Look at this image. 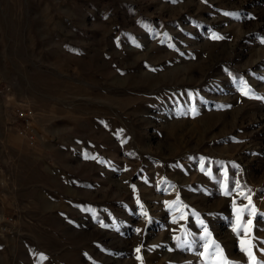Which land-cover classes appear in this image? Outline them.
Returning a JSON list of instances; mask_svg holds the SVG:
<instances>
[{
  "label": "rangeland",
  "instance_id": "374dc122",
  "mask_svg": "<svg viewBox=\"0 0 264 264\" xmlns=\"http://www.w3.org/2000/svg\"><path fill=\"white\" fill-rule=\"evenodd\" d=\"M262 41L264 0H0V264H247L248 195L264 264Z\"/></svg>",
  "mask_w": 264,
  "mask_h": 264
},
{
  "label": "snow or ice",
  "instance_id": "6c2138e0",
  "mask_svg": "<svg viewBox=\"0 0 264 264\" xmlns=\"http://www.w3.org/2000/svg\"><path fill=\"white\" fill-rule=\"evenodd\" d=\"M224 14L225 15H236L233 13H224ZM213 39H223V37L216 36L214 34ZM262 43H264V41H262ZM250 92H251V89H248L247 86L245 85L244 90H242V94L248 95ZM254 98L261 99V97H254ZM201 170L202 171L204 170L203 165L201 167ZM237 185H238V182H237ZM228 194L229 193L227 189H225V195H228ZM245 199L248 201V204L239 209L236 208V203L235 201H233V209L236 212V225L233 227V232L236 233L238 237H241V231L243 232V236L240 238V246H241V251H243L247 256V264H261V262L257 261L256 256H255V252H254L255 245L252 243L251 240L244 239V237L249 236L250 226L253 223L252 217H254L257 214V210L255 206L252 204L251 196L250 195L245 196ZM245 213L247 214L248 219L243 224H241V215ZM144 214L147 215L146 213ZM197 220L199 224L201 225L204 233L207 236H210V233H208L207 226L204 224L202 220L199 219L198 215H197ZM137 231H139V229ZM175 239H177L178 241L180 240L179 237H176ZM203 247H204V252L200 253L202 257H204L205 254H208L209 256L214 258L215 264H229V261L225 257L223 249L220 247V245L215 244V242H212V248L214 250L211 252H209V245L207 243ZM136 251L139 252L140 249L137 248ZM137 258L140 259V257H137ZM41 259H46V257L41 256Z\"/></svg>",
  "mask_w": 264,
  "mask_h": 264
},
{
  "label": "built area",
  "instance_id": "2783aa9c",
  "mask_svg": "<svg viewBox=\"0 0 264 264\" xmlns=\"http://www.w3.org/2000/svg\"><path fill=\"white\" fill-rule=\"evenodd\" d=\"M14 115L22 125L21 134L25 136L30 146H35L38 137L35 127L36 112L31 107L23 106L14 108Z\"/></svg>",
  "mask_w": 264,
  "mask_h": 264
}]
</instances>
